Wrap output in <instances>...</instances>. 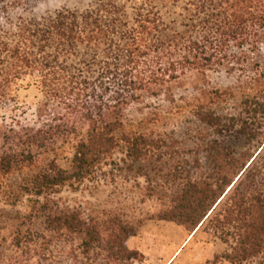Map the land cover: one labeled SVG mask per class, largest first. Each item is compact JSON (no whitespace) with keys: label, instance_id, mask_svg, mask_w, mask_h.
Returning <instances> with one entry per match:
<instances>
[{"label":"trees","instance_id":"obj_1","mask_svg":"<svg viewBox=\"0 0 264 264\" xmlns=\"http://www.w3.org/2000/svg\"><path fill=\"white\" fill-rule=\"evenodd\" d=\"M105 1L83 12L61 10L0 24V105L12 102L17 81L34 76L45 97L40 106L48 112L35 127H4L0 133V177L37 170L25 181L23 194L35 199L28 204L30 222L38 216L43 227L42 233L21 230L25 225L16 229L13 250L23 256L8 263L55 264V245L63 247L69 264L145 262L141 252L128 247L144 222L136 227L111 212H62L50 197L67 184L95 176L103 166H118L113 158L120 150L133 163L163 150L164 142L150 134L117 137L125 106L139 100L140 93H155L187 72H232L247 50H258L264 41V0H121L124 8L134 4L129 14L120 0ZM159 7L181 13L166 22ZM243 108L250 120L264 116L257 97ZM194 117L219 133L233 132L238 121L224 122L214 104L196 105ZM69 142L76 147L65 170L58 164L57 146ZM220 150L215 151L213 174L187 180L150 220L173 223L189 233L209 222L213 234L234 244L205 264H250L264 255L260 154ZM43 154L52 159L39 168Z\"/></svg>","mask_w":264,"mask_h":264},{"label":"rangeland","instance_id":"obj_2","mask_svg":"<svg viewBox=\"0 0 264 264\" xmlns=\"http://www.w3.org/2000/svg\"><path fill=\"white\" fill-rule=\"evenodd\" d=\"M99 4L106 5L107 2L7 0L0 5V24L6 20L16 22L20 17L40 18L61 10L83 12ZM120 5L124 8L123 1ZM133 7L134 4L129 2L124 9L129 14ZM158 11L166 22L177 20L181 13L173 8L159 7ZM232 68V72L226 68L203 73L187 72L155 93H140L139 100L125 106L123 128L117 137L150 134L164 142L163 150L141 163L131 162L120 150L113 158L118 166H103L95 176L80 183L67 184L49 201H54L62 212L77 209L93 216L111 212L136 227L141 222L159 223L160 231H150L144 237V245L153 252L152 256L138 264H205L214 256L229 251L233 240L230 238L225 243L220 234H213L209 222L195 233H189L173 223L150 219L157 218L187 180L204 179L213 174L217 148L225 153L231 151L236 156L256 157L260 154L257 187L264 193V116L250 120L243 108L244 103L253 97L264 104V41L258 50H247ZM11 97L12 102L0 105V133L4 127L16 130L35 127L39 117L45 121L48 112L40 106L45 97L38 78L27 76L17 81ZM199 104H214L224 122L236 118V128L231 133H219L200 124L194 117V108ZM243 127L247 128L246 134L241 133ZM75 147L72 142L57 146L61 168L70 169ZM49 159L52 157L43 154L36 166L43 167ZM36 171L34 167L25 168L14 175L0 177V264H14L21 259L22 252L13 250L12 245L14 233L21 225H25L21 227L23 231L43 232L38 216H34L33 223L30 222L28 204L35 199L23 194L25 181ZM155 233L163 237L153 241ZM163 244L164 247L170 245V253L159 249ZM62 248L55 245L51 250L55 264H69L62 255L64 251H60ZM65 249L69 251L68 246ZM11 259L14 261L8 263ZM250 264H264V255Z\"/></svg>","mask_w":264,"mask_h":264},{"label":"crops","instance_id":"obj_3","mask_svg":"<svg viewBox=\"0 0 264 264\" xmlns=\"http://www.w3.org/2000/svg\"><path fill=\"white\" fill-rule=\"evenodd\" d=\"M159 224V223H158ZM156 225L155 223L153 222H148L147 224H144L141 228V231H140V235L137 237V238H133L131 239L129 242H128V247L131 249V250H135V251H139L141 252L146 260L148 261V258L152 256V251H150L147 247V245H144L145 244V241H144V237L146 235H148V233L150 231H155V232H158L161 230V227H159V225ZM180 230V229H179ZM180 232L181 234V231H178ZM154 237V240H157L159 241L158 239H161L163 237V235L159 234V233H155V235H153ZM144 241V243H143ZM170 242V241H168ZM157 246H155L156 248ZM160 250L162 251H165L167 253H170L171 252V249H170V245L167 244L166 247H164V244L163 246L160 245ZM175 255H177V252L175 253Z\"/></svg>","mask_w":264,"mask_h":264}]
</instances>
